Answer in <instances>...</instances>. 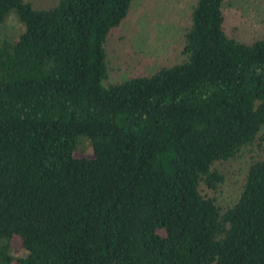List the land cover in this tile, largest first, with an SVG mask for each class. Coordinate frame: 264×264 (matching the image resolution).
Here are the masks:
<instances>
[{
	"label": "trees",
	"instance_id": "1",
	"mask_svg": "<svg viewBox=\"0 0 264 264\" xmlns=\"http://www.w3.org/2000/svg\"><path fill=\"white\" fill-rule=\"evenodd\" d=\"M133 1L0 0V264H264V38L194 0L181 61L108 82Z\"/></svg>",
	"mask_w": 264,
	"mask_h": 264
},
{
	"label": "rangeland",
	"instance_id": "2",
	"mask_svg": "<svg viewBox=\"0 0 264 264\" xmlns=\"http://www.w3.org/2000/svg\"><path fill=\"white\" fill-rule=\"evenodd\" d=\"M36 8L55 5L59 0H29ZM194 0H134L129 16L114 29L106 44L110 72L108 82L131 75L145 74L182 60L183 36L189 25ZM227 32L242 41L264 38V0H233L226 7ZM10 32L18 33L22 26L16 18L9 20ZM76 155L94 156L90 141L81 137ZM249 153L221 163L226 181L216 193L226 205L235 201L246 175ZM213 192V191H212ZM164 234V231H160ZM14 255L22 252V240L12 241Z\"/></svg>",
	"mask_w": 264,
	"mask_h": 264
}]
</instances>
